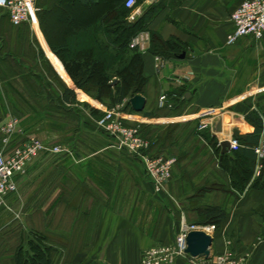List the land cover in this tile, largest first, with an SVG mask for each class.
Returning <instances> with one entry per match:
<instances>
[{
    "label": "crops",
    "instance_id": "0c3cea01",
    "mask_svg": "<svg viewBox=\"0 0 264 264\" xmlns=\"http://www.w3.org/2000/svg\"><path fill=\"white\" fill-rule=\"evenodd\" d=\"M116 1L36 0V22L16 27L0 8V113L22 105L26 94L29 114L56 107L80 110L77 100L85 91L75 87L63 62L102 68L109 59L112 71ZM241 1L136 0L135 10L127 13L124 21L131 23L155 6L144 31L177 48L170 56L153 55L149 40L138 51L145 106L141 112L123 111L125 122L132 119L147 132L164 134L163 155L175 159L171 178L166 192L156 194L140 159L115 149L111 137L97 132L70 143L71 154L37 158L26 176H15L16 192L6 200L29 190L23 217L57 249L59 264H140L143 250L172 244L182 224L200 226L197 209L204 206L226 211L221 225L208 232L211 257L228 250L248 255L247 264H264V188L251 187L258 163L235 198L226 192V175L201 135L208 132L219 147L237 136L246 139L254 132L249 118L256 113L260 140L264 137V37L226 44L233 29L230 14ZM66 88L74 101L62 100ZM161 96L166 97L162 107ZM6 98L15 103L8 106ZM90 100L92 108L102 109ZM39 126L51 128L44 120L33 132ZM48 133L40 134L53 142ZM173 264L191 263L178 258Z\"/></svg>",
    "mask_w": 264,
    "mask_h": 264
},
{
    "label": "trees",
    "instance_id": "16d2710c",
    "mask_svg": "<svg viewBox=\"0 0 264 264\" xmlns=\"http://www.w3.org/2000/svg\"><path fill=\"white\" fill-rule=\"evenodd\" d=\"M114 5L117 10L114 12L115 20L111 28L113 27L112 29L116 33L117 38L114 40L116 55L112 60V71H110L109 59L102 68H99L94 62H79L72 59L65 60L63 65L72 78L76 88L85 92L90 88L94 90L95 99L98 101L102 102L105 100L110 106L123 104L122 110L131 113L133 110L130 107L129 98L144 93L146 80L141 74V54L137 50L129 49L128 44L135 34L147 29V24L155 16L156 7L153 6L147 10L134 22L126 23L124 18L130 10L125 8L120 0L116 1ZM176 49L174 43L170 41L163 42L151 35L149 52L153 55L170 56L173 53H177ZM172 93L175 95L178 94L177 91ZM180 96L181 95H179V97ZM74 98L73 91L66 88L62 100L64 102H69L72 100L74 101ZM174 99V102L178 101V97ZM81 108L80 110L76 109L75 112L62 107H56L55 110H53L56 114H60L58 118L71 123L73 127L70 128L76 129L77 132L75 137L67 140H65V137L59 140L58 144L66 146L70 143H74L75 139L85 136L83 133L84 130L88 133L97 132L98 134L108 136L105 131L100 129L96 124V121L102 116L101 112L94 108L88 109L85 106ZM144 115L145 117L150 116L148 113ZM249 121L255 126L254 132L248 135L246 139L239 136L235 137L234 139L239 143L238 149L223 155H220V147L217 145L216 140L211 137L208 132L201 133V135H203L202 137L207 141L208 145L214 151L215 156L218 158L217 164L220 171L226 175L228 181L224 187L226 192L232 194L235 198L247 187L257 162L254 149L260 142L262 131L261 121L256 113L250 115ZM143 127V125H139L141 135L151 142L148 151L149 154L153 157H168L163 155L162 150L164 149L162 145L165 144L164 134H156L153 131L147 132ZM146 128H149V126H146ZM61 130L62 129L52 130V128L44 130L39 126V129L31 132V134L42 131L52 133ZM22 140V137H16L11 141L9 146L12 148L19 145ZM1 146L2 144L0 142V148ZM261 163L262 168L260 169L259 176L252 182V188H264V159L261 160ZM197 211L200 216L198 225L204 227L214 226V228L217 229L226 217V211L218 206H204L198 208ZM28 220L29 236L19 225L3 232L4 237L2 239L0 238V240H2V242H0V264H53V258L57 254V249L49 245L40 244L39 242L44 240V236L40 231L32 229L30 219L28 218ZM9 241L14 243H7ZM24 242L26 246L23 245ZM4 243L6 244L4 245ZM11 244V250L6 248ZM5 257H7V259Z\"/></svg>",
    "mask_w": 264,
    "mask_h": 264
},
{
    "label": "built area",
    "instance_id": "2783aa9c",
    "mask_svg": "<svg viewBox=\"0 0 264 264\" xmlns=\"http://www.w3.org/2000/svg\"><path fill=\"white\" fill-rule=\"evenodd\" d=\"M149 1L156 3L158 0ZM35 2L36 0H0V8L6 12L12 26L32 25L36 22ZM136 5V0H125L124 2V7L131 12L135 10ZM229 20L233 29L226 36L227 45H233L244 37L261 40L264 37V0H242L230 14ZM149 40V33L141 31L131 38L128 47L140 52L147 48ZM165 102L166 97L161 96L158 104L162 107ZM116 107V112L105 113L98 120L97 125L113 139L114 148L125 150L140 159L156 194L166 192L175 159L151 156L148 152L151 142L141 135L139 127H135V130L127 129L126 116L122 110L123 104ZM16 123V120L9 121L2 128L4 137L0 148V207L4 205L6 197L16 190L15 176L24 174L26 167L36 155L45 151L52 154L65 153L63 146H47L31 135L26 136L21 144L11 148L9 145L14 138L24 136L22 131L16 129ZM238 146L239 143L236 139L229 140V152L237 150ZM254 151L258 163L256 175L259 176L262 168L261 160L264 159V137ZM214 229V226L200 227L182 224L172 244L143 250L140 264H173L178 258H187L191 264H247L248 255L237 257L232 251H226L218 256H210L207 259H193L185 253V238L189 231L203 230L210 233Z\"/></svg>",
    "mask_w": 264,
    "mask_h": 264
},
{
    "label": "rangeland",
    "instance_id": "374dc122",
    "mask_svg": "<svg viewBox=\"0 0 264 264\" xmlns=\"http://www.w3.org/2000/svg\"><path fill=\"white\" fill-rule=\"evenodd\" d=\"M84 93L86 94V96L80 94V97H79L80 100L79 99L77 100V103H79V105L81 107L85 106L88 109L92 108L91 107V100H90V99H92L94 101H97L99 104H101L102 109H100V110L97 109V110L99 112H101L102 116L105 113L112 114V113L116 112V109H117L116 106H110L109 103L105 100L100 102L97 99H95L94 90L89 88ZM5 100H6L8 106L11 103L12 104L15 103V101L12 98H6ZM22 100L24 101L22 103V105H18V107L17 106L8 107L9 108L8 111H6L4 113H0V142H1V144H2V139L4 137V135L2 134V128L9 121H12V120L17 121L16 129L22 131V134L24 135L22 137V139L24 140L26 138V136L28 137L31 135V132H33V128H36L35 127L36 125H38L39 123H41L45 120L47 123L50 124L52 130H57L60 127H61L60 129H62V130L59 132L54 131L52 133L51 132L48 133V134L52 135V138H53L52 141L53 142L48 141L49 135H47V136L44 135L46 137V139L43 140L42 135L40 134L41 132H37L36 134H34L35 135L34 137L43 141V143L47 146H53V145L63 146L65 149V154H71L73 151V147L71 146V144H68L69 146L68 145L65 146L62 144H58V141L61 139H64L65 137H66L65 140L75 137L77 135L76 129H71L70 127H68V123L65 120H62V122H61V118H58V117H60V114L59 115L56 114V112H54L53 110L48 111L45 114L40 113V112H36L34 114H29V97L27 96V94L25 96H23ZM80 109H82V108H80ZM87 112H88V110H87ZM86 115L88 116L87 113H86ZM136 115H138V114H136ZM102 116H101V118H102ZM98 120L96 121V124H97ZM125 125H126L127 129L135 130V127H139L140 123H138L137 121H133L132 119L131 120L129 119V121L125 122ZM83 133L85 134L86 137L90 136V133H88L85 130L83 131ZM64 135H66V136H64ZM31 136H33V134ZM50 138H51V136H50ZM46 155H55V154L49 153L47 151L40 152L38 155H36L33 158V160L30 162V164H28V166L25 169L24 174H22V175L26 176V174L29 171V168L31 166H33L35 163H38L37 158H40V160H41V158H43ZM165 155L169 157V155H167V154H165ZM25 188L26 187H24V189L22 190L24 194L21 195V191H19L20 194L18 193L17 195H15V197H13L9 200H5L4 205L2 207H0V238L1 239L4 237L3 232L5 230H8V229L10 230V228H14L15 226H18V225L22 229H24V231L29 236V225L26 222V219L23 217V215L26 211L24 209L23 205L26 202V200H27L26 198H27V195L29 193V190H27V189L25 190ZM14 192H16V190ZM7 201H9V202H7ZM11 203L12 204H18L19 206L17 208H10L9 205H11ZM0 242H2V240H0ZM7 243L10 244V243H14V242L9 241ZM39 243L42 245L45 244V245L51 246L49 244L50 242H48L46 240H42ZM5 244L6 243H4V245ZM23 245L26 246L25 242L23 243ZM11 247H12V244L6 248H9V250H11ZM0 249H1V247H0ZM226 251H228V250H226ZM225 252H223L222 254H224ZM216 256H218V255H216ZM237 257H239V256H237ZM5 258L7 259V257H5ZM59 260L60 261L62 260L61 256H59V254L58 255L56 254L53 258V264H59V262H60Z\"/></svg>",
    "mask_w": 264,
    "mask_h": 264
},
{
    "label": "water",
    "instance_id": "95a60500",
    "mask_svg": "<svg viewBox=\"0 0 264 264\" xmlns=\"http://www.w3.org/2000/svg\"><path fill=\"white\" fill-rule=\"evenodd\" d=\"M129 104L134 112H141L145 106V98L142 95H135L129 98ZM220 148L221 154L228 153L229 141L221 142ZM212 241V236L203 230L189 231L185 238V253L193 259H207L210 257Z\"/></svg>",
    "mask_w": 264,
    "mask_h": 264
}]
</instances>
